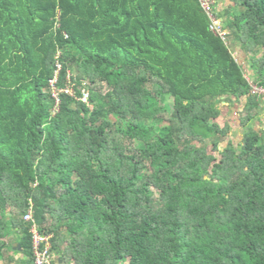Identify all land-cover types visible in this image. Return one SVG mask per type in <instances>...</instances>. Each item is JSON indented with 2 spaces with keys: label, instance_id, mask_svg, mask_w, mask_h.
I'll list each match as a JSON object with an SVG mask.
<instances>
[{
  "label": "trees",
  "instance_id": "trees-1",
  "mask_svg": "<svg viewBox=\"0 0 264 264\" xmlns=\"http://www.w3.org/2000/svg\"><path fill=\"white\" fill-rule=\"evenodd\" d=\"M216 11L226 41L200 0H0V264L30 207L51 264H264V0Z\"/></svg>",
  "mask_w": 264,
  "mask_h": 264
},
{
  "label": "built area",
  "instance_id": "built-area-1",
  "mask_svg": "<svg viewBox=\"0 0 264 264\" xmlns=\"http://www.w3.org/2000/svg\"><path fill=\"white\" fill-rule=\"evenodd\" d=\"M202 7L207 12L209 18L211 19L210 30L220 36L224 41H226V31H224L222 26V20L218 17L216 0H200ZM61 71V66H58V71L56 72L53 79L49 80V90L52 92V96L56 99L57 105L60 102V94L66 93L70 96H74V89L69 85L65 89L58 88L59 73ZM254 91L264 96V89H260L253 86ZM83 100L87 101L89 94L86 90H83ZM24 222L31 224V236H32V254H33V264H51V236L43 235L38 231L37 225L33 219L32 208L28 209V212L24 215Z\"/></svg>",
  "mask_w": 264,
  "mask_h": 264
},
{
  "label": "rangeland",
  "instance_id": "rangeland-1",
  "mask_svg": "<svg viewBox=\"0 0 264 264\" xmlns=\"http://www.w3.org/2000/svg\"><path fill=\"white\" fill-rule=\"evenodd\" d=\"M236 56V54H235ZM245 63V67L246 70H248L249 68V62L247 63L245 60H242ZM246 75L247 78L251 81V83H253L254 79L252 77V75L249 73V71H246ZM165 105L166 107L169 109V111L172 108V99L171 98H167L165 101ZM243 105V102L241 104V106L239 105H235L233 106H229L227 103L223 102L221 103V107L223 109V115L220 116V118L218 119V122L223 126L225 125V123H228L231 127V131L229 133V140L233 142V144L236 146L237 144H239L242 141L245 129H243L241 127V122H240V116H239V111L241 110ZM261 125H264V113L262 115L261 121H259L256 125L257 128L261 127ZM224 146L226 145L223 144ZM15 238H18V235H15ZM16 257V259L21 260V264H30V261L28 260V258L22 254V253H18L16 255H14Z\"/></svg>",
  "mask_w": 264,
  "mask_h": 264
},
{
  "label": "crops",
  "instance_id": "crops-1",
  "mask_svg": "<svg viewBox=\"0 0 264 264\" xmlns=\"http://www.w3.org/2000/svg\"><path fill=\"white\" fill-rule=\"evenodd\" d=\"M216 2H217V8L222 11L228 5L229 0H216ZM237 54H239V52H237ZM241 59H243V57H241Z\"/></svg>",
  "mask_w": 264,
  "mask_h": 264
},
{
  "label": "water",
  "instance_id": "water-1",
  "mask_svg": "<svg viewBox=\"0 0 264 264\" xmlns=\"http://www.w3.org/2000/svg\"><path fill=\"white\" fill-rule=\"evenodd\" d=\"M14 251H22L21 245L20 244H16L14 246ZM59 263L61 264L62 260H60ZM32 264H33V262H32Z\"/></svg>",
  "mask_w": 264,
  "mask_h": 264
}]
</instances>
